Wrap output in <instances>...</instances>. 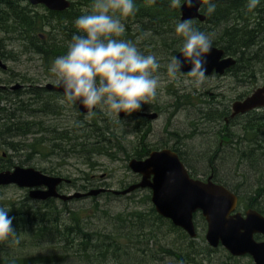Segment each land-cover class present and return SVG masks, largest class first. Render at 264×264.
I'll return each instance as SVG.
<instances>
[{
	"label": "trees",
	"instance_id": "1",
	"mask_svg": "<svg viewBox=\"0 0 264 264\" xmlns=\"http://www.w3.org/2000/svg\"><path fill=\"white\" fill-rule=\"evenodd\" d=\"M71 1L73 7L64 12L45 10L44 14H40L30 5L21 6L23 2L21 0H0L1 57L6 59L8 55L11 60H16L14 53L37 55L43 67L49 71L57 57L67 54L73 35L81 34L75 26V20L81 15L88 14L94 3V0ZM183 1L181 0V4ZM134 3L137 8L135 15L120 17L125 25V33L117 39L133 42L138 37L152 33L159 37L160 45L172 50V56H175L184 43V37L175 32L177 23L181 22L180 7L172 8L171 0H134ZM209 3L216 5L214 13H208ZM209 3L202 7L206 21L204 23L194 21V27L198 31L212 34V45L223 49L225 55L236 58L237 66L234 74L241 79L242 83H247L248 86L256 84V74L260 72L264 75V0H260L258 6L251 11L247 6L248 0ZM222 24H224L223 28H221ZM11 45L16 46V49H11ZM15 78H21L23 83L29 82L20 75H15ZM25 96H29L28 101L24 99ZM30 96L33 103L39 106L38 110L30 108L32 106ZM55 98L57 97L46 89L36 86H25V89L14 93L0 91V148L4 145L7 150H26L30 159L33 154L49 155L42 150L43 144L48 142L45 148L49 150L50 156L52 154L61 156V152L65 154L63 157L81 156L84 164H87L90 169L97 165L93 159L98 156L114 158L117 152L122 151L125 157H131L126 149L121 150V140L125 138L123 130H118V126L111 125L107 119H98L96 115H91L92 121L89 123L83 115L78 113L81 120L73 128L74 135L71 136L72 132L69 130L63 132L57 129L47 130L42 127L44 122H32L25 115L26 112L37 111L44 113V116L58 115L62 107L58 103H52ZM185 98L186 96H179V100L183 102ZM3 102L7 105H3ZM73 106L76 109L74 104ZM146 107H142L141 110ZM207 118L206 120L210 121L209 115ZM146 127L145 123L141 124V127L138 124L135 125L136 134L143 132L138 135L142 139L148 136L150 129ZM241 127L242 137L253 139L251 142L255 144L257 152H261L259 157H262L264 161V140L253 138L255 134H252L262 127L261 122L255 124L252 120H246L242 121ZM77 131H81V134L77 133L80 134L79 137L75 133ZM42 132L53 135L49 139L40 138L29 144L24 143L28 136ZM223 138L228 140L227 136ZM138 148V146L135 147L133 157L141 160L144 156ZM257 148L263 151H258ZM70 149L77 150V155L68 153ZM114 149L117 152L113 151ZM252 157L259 158L258 155ZM241 159L244 160L243 157ZM247 161L250 162V159ZM253 164L254 162L250 165ZM12 167L14 165L9 163L0 166V171L9 170ZM82 174L83 178L79 179L82 182L79 189L89 191L90 187L94 186L93 178L88 173ZM56 176H62V174L57 173ZM137 178L139 177L135 176L128 186L137 183ZM213 179L223 182L217 174ZM240 181L234 186L227 182H223L225 184L222 185L239 196L241 206L253 207L264 214V178L257 180L258 183L254 189L246 194L242 193L243 185ZM121 187L124 189L127 185L122 184ZM104 195L108 198L130 196H115L112 192ZM146 199L150 202L151 194L147 195ZM56 202V199L44 202L33 201L29 194L19 202H0V207L8 209L9 216L14 218L13 227L16 230V236L7 240L14 241L29 232L36 240L45 239L51 247H55V252L46 256L17 257L4 254L0 256V264H154L152 261L157 264V259L163 258L159 256V253L173 257L181 264H190L193 263L194 255L199 254L192 241L185 253H177L164 246H160L158 250L150 247V242L156 239L162 226H166L169 232L181 235L183 238L189 237L169 220L159 216L153 204L147 212L133 211L126 215L111 216L110 226L101 230L89 224L90 216H82L80 211L69 210L67 203L63 201L61 203L63 208H60ZM95 210L99 213L100 206L96 205ZM101 212L110 216L107 211L101 210ZM256 239L262 238L257 236ZM7 240L0 241V249L4 247ZM141 251L144 253L150 251V255H141L139 253ZM211 252L214 253L217 250L205 247L203 254L208 255L207 261H211ZM228 259L236 260L230 255Z\"/></svg>",
	"mask_w": 264,
	"mask_h": 264
},
{
	"label": "rangeland",
	"instance_id": "2",
	"mask_svg": "<svg viewBox=\"0 0 264 264\" xmlns=\"http://www.w3.org/2000/svg\"><path fill=\"white\" fill-rule=\"evenodd\" d=\"M27 5L30 4L24 1L21 3V6L23 7H27ZM32 8H34V10L40 14H44L45 10H47L46 8L40 6ZM223 25L224 24H222L221 28H223ZM147 34L149 35L138 37L132 42L143 55L156 56L160 64V68L157 70V73H155L160 77L157 94L156 97L149 102L150 106H152V104L155 105L160 112L153 111L158 113L159 116L155 121H152L150 125H146V128L151 130L147 138V143L150 144V146L154 149H169V147L175 141L174 139L183 140L184 148L182 149L188 150V153L192 154V156H187V158H185L186 160L183 162L186 168L191 172V174L195 176V178L205 177V175L207 176L210 174V171L213 172L215 170L217 172L218 178L222 179V181L225 183L227 182L229 185L234 186L241 180L240 183L243 185L241 189L242 193H248L254 189L256 183H258L257 180L264 178V161L262 157H259V153L261 152H257L255 144L251 142V140H253L252 138H246L244 136L245 139H243L244 137H242L243 135L241 127L242 122L240 123L239 129L232 128L234 130H231V134L234 133L239 141L243 139L241 143H237L236 151H233L234 146L229 145L226 147L223 146L225 153L219 152V146L222 137L220 138V129L218 130L219 127H217V125L218 122L221 125H224V122L216 119L217 114L220 113V109L218 110V107L211 106L204 108L202 102H219L221 106L225 105L227 107H231L236 98L238 100L240 96L242 99L250 96V94L258 87H256L257 84L261 83L259 86H263L264 75L258 72L259 69L257 67V81L256 84L251 86H248L247 83H242L240 78L233 77L229 78V80L207 78L205 83H203L200 87H196L191 83L193 79L191 77L179 76L178 79L173 80L167 75V65L170 63L171 58L173 57L172 50L161 46V41L158 36L152 33ZM10 48L16 49V46L11 45ZM176 49L179 50L177 46ZM14 55L16 60H11L8 58V55H6L7 57L4 59L5 64L9 68L8 71L10 72L8 73L0 70V83L1 85L6 86L7 89L12 88L13 92H15L23 88L25 89V86L45 88L48 84L54 85L57 83L56 75L51 71V69L47 71L46 68L43 67L39 56L28 53L22 55L19 53H14ZM15 75H20V77L27 79L26 81L29 82L23 83L21 78H15ZM186 80L188 81L187 83L185 82ZM234 80L239 82L236 91L231 90ZM18 86L21 88L16 89ZM202 94L204 95L202 96ZM179 96H186L185 101L183 102V100H179ZM28 97L29 96H25L24 99L28 101ZM30 100L32 105L30 108L33 110H38L39 106L33 103L31 96ZM64 101V103H61V100L58 98H55L52 101L53 104L60 102L58 103L60 106H62V113L60 115L51 114L44 116V113L39 111L31 113L26 112L25 115H27L29 117L28 119L32 122H44L42 127L47 130L57 129L60 132L69 130L72 132L70 133L71 136H73V128L76 124L80 123L81 119L79 118L78 112L72 109L70 102L67 100ZM177 102L179 109H177L174 104ZM188 103L190 104L187 105ZM2 104L7 105L4 102ZM145 105H148V103ZM14 107L16 108V105ZM97 109L98 113L96 114V117L98 119H107L111 125L118 126V130H123V135L125 138H122L121 140V150H129L128 152L131 154L132 146L130 147V145L133 144V147H136L138 145L137 139L140 138L138 135L143 134V132L136 134L132 125L126 126V124L121 122L120 119L118 121L114 114L109 116L99 107H97ZM198 109H203L206 117L209 115L210 119L216 120H214L212 123L211 120L207 121L204 126L198 125L199 127L197 130L203 129L206 132L205 136L196 135L195 137L191 138L192 133H194V135L196 134V130L193 129L194 126H192V124L201 122L203 119L200 117V114L197 113ZM85 120L89 123L92 121L90 116H86ZM80 132L81 131H77L75 133L77 134ZM174 133L175 135H172ZM80 134H77V136L79 137ZM52 135L53 134H47L45 132L34 134L32 136H28L24 143L29 144L35 139L40 138L49 139ZM19 139H16V141H19ZM229 139L230 138L228 137L227 141H229ZM47 143L48 142H45L43 144L42 150L45 152V154L49 153V155L42 156L41 154H33L30 159H28V152L26 150H7L6 146L2 145L0 148V166L12 163L14 167L22 166L26 168H35L37 170L49 171L53 176H56L57 173L62 174V177L70 180V182L72 181L71 185H66V188L62 189V193L64 195L87 193L79 189V186L82 183L79 181V179L83 178L82 173H88L90 176H92L94 186L90 187L91 190L104 188L113 192L123 190L121 189L122 184L129 187L128 184H131L135 176H137L129 169V160L126 159L122 151L117 152V150L114 149L113 151L117 152V155L114 158H109L106 156L95 157L93 160L97 162V165L90 169L87 164H84V159L81 156L63 157L65 156L63 152H61V156H58V154L56 156L52 153V156H50L49 150L45 148ZM111 151L112 150H110V152ZM258 151H263V149H258ZM68 153L77 155L78 152L77 150L72 151L70 149L68 150ZM215 153L218 156H216ZM254 155H258L259 158L254 159L252 157ZM242 157L244 160L241 159ZM247 159H250V162H248ZM253 162L254 164L251 166L250 164ZM12 169L13 167L9 170ZM136 180L139 182L140 177ZM213 181L220 185L225 184L215 179H213ZM27 194H29L28 190L20 189L15 186L3 187L0 189V202H19L24 200ZM104 194H101L98 197L74 199L72 201L66 202L67 208L73 211H80L82 216H90V219H88L89 224L103 230L108 228L112 223L111 216H116L117 214L126 215L133 211L147 212L152 206V202H149L146 199V196L151 194L147 189L138 190L132 193L130 196H127L128 198H108ZM56 203L60 206V208H63L61 204L62 201L57 200ZM96 205L100 206L99 213L95 212ZM101 210L107 211L110 216L104 215ZM194 219L198 233L196 239H191L189 237L183 238L181 235L169 232L166 226H162L156 239H152L150 242V247L153 250H158L160 246H164L165 248H171L175 250L177 253H185L186 248L190 245V241H192L195 243L199 254L194 255V257L192 255L193 263L190 264H253L250 257H233L222 246L217 249L212 248L217 250V252H211V261H207V259H209L208 255L203 254L205 247H209L205 239L207 224L203 216L200 214H196ZM53 252H55V247H51V245L47 243V240L44 239L38 241L33 235L29 234V232H26L19 239H15L14 241L7 240V243L4 244V247L0 249V256L9 254L17 257H37L46 256ZM139 253L146 256L150 255V251L149 253H144L142 251ZM228 255L235 258L236 260H229ZM159 256H163V258H161V260L157 259V264H181L173 257L168 255H160L159 253ZM152 262L156 264L154 261Z\"/></svg>",
	"mask_w": 264,
	"mask_h": 264
},
{
	"label": "water",
	"instance_id": "3",
	"mask_svg": "<svg viewBox=\"0 0 264 264\" xmlns=\"http://www.w3.org/2000/svg\"><path fill=\"white\" fill-rule=\"evenodd\" d=\"M24 1L34 6L44 5L53 12H64L71 7L69 0ZM218 1L226 0H200L194 7H188L184 0L180 7L181 21L192 18L198 19L201 23L205 22L206 16L201 12L202 6L208 2ZM180 55L181 51L176 54L177 57ZM224 55L223 49L211 46V51L205 54L207 76L214 72L223 75L236 64L235 58H224ZM190 67L189 64H185L182 71L187 72ZM0 69H8L1 56ZM46 89H54L61 93L64 91L58 84H49ZM76 105L81 114H87L88 110L81 101H77ZM263 106L264 88H261L246 99L235 102L233 112L234 115L245 114ZM124 116L123 111L119 113L120 119ZM138 116H146L152 121L158 118L157 113H139ZM128 167L132 173L140 176V181L114 192L100 188L87 193L64 195L58 192V187L63 182L69 183V180L44 174L35 168L21 166L0 171V187L15 186L28 190L30 199L40 202L52 198L66 202L98 197L107 191L115 196H127L137 190L147 189L151 192V202L156 212L169 219L174 226L183 229L191 239L198 236L193 219L196 213H200L207 223L205 239L210 248H218L221 245L234 257L249 256L253 264H264V240L256 239L257 236L264 238V216L256 210H248L244 216L241 213H234L238 197L225 187L214 184L211 181L212 177H209L207 182L192 178L178 154L169 149L153 151L144 160L132 159Z\"/></svg>",
	"mask_w": 264,
	"mask_h": 264
},
{
	"label": "clouds",
	"instance_id": "4",
	"mask_svg": "<svg viewBox=\"0 0 264 264\" xmlns=\"http://www.w3.org/2000/svg\"><path fill=\"white\" fill-rule=\"evenodd\" d=\"M199 2L186 0V5L194 7ZM259 2L248 0V9L254 10ZM170 6L182 7L181 0H171ZM215 9L209 3L208 13ZM136 11L134 0H94L90 12L75 20L81 34L73 35L67 54L53 63L51 71L64 89L65 100L81 101L88 116L99 107L119 121L120 112L131 115L156 97L160 83L155 74L160 68L156 56L143 55L131 41L117 39L125 33L120 17L133 16ZM175 32L184 37L182 58H171L167 75L173 80L191 77V83L200 87L207 79L205 54L211 51L212 34L198 31L192 18L177 23ZM185 64L191 66L187 72L182 71ZM13 220L9 210L0 207V241L16 236Z\"/></svg>",
	"mask_w": 264,
	"mask_h": 264
},
{
	"label": "flooded vegetation",
	"instance_id": "5",
	"mask_svg": "<svg viewBox=\"0 0 264 264\" xmlns=\"http://www.w3.org/2000/svg\"><path fill=\"white\" fill-rule=\"evenodd\" d=\"M194 21H199V20L198 19H195ZM226 57H230V56L224 55V58H226ZM236 66H237V61H236V64L233 67L230 68L231 70L230 69H227L223 75H219V74H216L214 72L210 76H207V78H209V79L210 78H213V79L217 78V79H226V80H229V78H231V77L237 78L236 75L234 74V71H235ZM0 70L3 71V72H8V73L10 72V71H8L9 68L7 70H2V69H0ZM0 82H1V80H0ZM233 82L234 83H233V86H231V88H232L231 90L236 91L237 88H238V85H239L238 83L239 82L237 80H234ZM54 85H57V83L54 84ZM259 85H261V83L256 85V87L257 86L258 87L252 93H254L258 89L264 88V85L263 86H259ZM44 89H46V87ZM2 90L5 91V92L6 91H9L11 93H14L13 90H12V88L7 89L6 86L1 85V83H0V91H2ZM46 90L49 91L52 95H55L58 99L65 100L63 93H61V92H59L57 90H54V89H52V90L46 89ZM203 95L204 94H202V96ZM247 97H249V96H247ZM246 98H244V99H246ZM244 99H242L241 96H240L238 100H237V98L235 99L234 103L237 102V101H242ZM58 103H60V102H58ZM73 104L75 105L76 109L74 108ZM174 104H175L176 108L179 109L178 102L177 103H174ZM189 104L190 103H188L187 105H189ZM58 105L60 106V104H58ZM70 105L72 106V109L76 110L80 115H83V114H81L78 111L76 102L72 101V102H70ZM202 105L204 106V108H207V106L208 107L211 106V107H218V110L220 109V113L217 114V119H219L222 122H224V125L223 124L221 125L219 122H218V125H217V127H219L218 130L220 129L219 130L220 131L219 134H221L220 135V138L222 137V140H221V143H220V146H219L220 147L219 152L225 153V149H223V146L226 147V146H229V145H233L234 146L233 151L234 152L236 151V145H237V143H241L242 140L239 141L238 138L236 137V135L234 133L231 134V130L239 129L240 123L242 121L252 120V123H255V124L260 121L261 124H262V127L257 130L258 132H253L252 134H255V136H253V138L263 139L264 140V106L263 107L256 108V109H254V110H252L250 112H247L245 114H239L237 116L232 117V114H233V112H232L233 111V105L231 107L230 106L227 107L225 105H222L221 106V104L219 102L218 103L217 102H209L208 103V101L202 102ZM145 106H147L146 109L133 112L131 115L125 113L124 118L123 119H120L119 118V119L121 120V122H123L124 124H126V126L132 125L134 128H135V125L136 124H138L139 127H141V124H144V123H145V125H150L151 122H152V120L148 119L146 116H143V117L138 116L139 113H147V114L149 113L150 114V113H155L153 111H157V112H160V111L156 108L155 105L152 104V106H150L149 103H148V105L143 104L141 106V108L142 107H145ZM60 107H62V106H60ZM193 108H194V106H193ZM97 110L98 109L96 108L95 109V112H93L92 116H95L98 113ZM61 113H62V110H61V112L58 115H60ZM197 113H199L200 114V117H202L203 119H202L201 122H197V123L192 124V126H194L193 129L196 130V134L194 135V133H192L191 134V138L195 137L196 135H204V136L206 135V132L203 129L197 130V128L199 127L198 125L204 126L207 123L208 120H206V119H208V118L205 116L206 114L203 111V109H198L197 110ZM83 116L86 117L88 115H83ZM158 116H159V114H158ZM209 120H211V123H212L216 119H209ZM232 128H234V129H232ZM150 132H151V130H149L148 135L150 134ZM172 135H175V133L172 134ZM224 136H228L230 138L229 141H227L225 138H223ZM147 138H148V136H147ZM147 138L146 139H142V138L137 139L136 138L138 140V143H137L138 144L137 146L139 147L138 148V151L140 150L141 153L143 152V154H142L144 156L143 159H146L150 155V153L153 152V151L164 150V149H161V148L154 149L153 147H151L150 144L147 143ZM182 139H184V138H182ZM174 140L175 141L169 147V150L177 153L178 156L180 157L181 161L186 160L185 158H187V156H192V154H189L188 153V150L182 149V148H184V146H183V140H180V139L179 140L174 139ZM131 146H132V153L130 154L128 152L129 150H127V152L131 155V157L130 158H127L126 157V159L129 160V161L132 160V159H137L136 157H133V151H134L135 147H133V144L130 145V147ZM216 156H218V155L216 154ZM15 167H13V168H15ZM39 171H41L44 174L53 176V175H51V173L48 174L49 171H45V170H39ZM189 173H190L191 177L195 178V176L192 175L190 171H189ZM215 174H217L216 171H213V172L210 171V174L209 175H207V176L205 175V177L195 178V179H199V180L205 181V180H208L209 177H212V180H213V177L215 176ZM59 177H62V176H59ZM71 184H72V181L70 183L63 182L58 187V192L61 193V194H63L62 193V189L66 188V185H71ZM85 192H88V191H85ZM231 192L238 197V204H237V208H236V210H235L234 213H241L244 216L248 210H256L257 212H259L257 209H255L253 207L241 206L239 204V196L236 193H234L233 191H231ZM52 199H56V198H52ZM56 200H59V199H56ZM260 214L264 216V214H262V213H260ZM258 237H260V236H258ZM261 238L262 239L260 241L264 240L263 237H261Z\"/></svg>",
	"mask_w": 264,
	"mask_h": 264
},
{
	"label": "bare ground",
	"instance_id": "6",
	"mask_svg": "<svg viewBox=\"0 0 264 264\" xmlns=\"http://www.w3.org/2000/svg\"><path fill=\"white\" fill-rule=\"evenodd\" d=\"M69 1H71V0H69ZM71 3H72V1H71ZM32 7H44V8H46L47 10H48V8L46 7V6H42V5H39V6H34V5H32L31 3H29ZM72 6V5H71ZM73 7V6H72ZM71 7V8H72ZM213 46V45H212ZM213 47H215V46H213ZM1 56V55H0ZM2 58V57H1ZM3 59V58H2ZM3 61H4V59H3ZM237 61V60H236ZM231 70V69H230ZM21 87H19L18 86V88L17 89H20ZM95 112V111H94ZM233 112V111H232ZM237 115H239V114H236V115H234V112H233V114H232V117H234V116H237ZM260 145V144H259ZM142 160V159H141ZM183 162V161H182ZM183 164H184V162H183ZM185 165V164H184ZM186 167V166H185ZM67 180V179H66ZM70 181V180H69ZM214 184H217V183H215L213 180H211ZM205 182H207V181H205ZM70 183V182H69ZM217 185H220V184H217ZM221 186H223V185H221ZM223 187H225V186H223ZM226 188V187H225ZM227 190H229L228 188H226ZM230 191V190H229ZM231 192V191H230ZM87 198H91V197H87ZM81 199H84V198H81ZM74 200V199H73ZM70 201H72V200H70ZM66 202H69V201H66ZM197 214V213H196ZM195 214V215H196ZM159 215V214H158ZM195 215H194V218H195ZM160 216V215H159ZM162 217V216H161ZM162 218H164V217H162ZM164 219H166V218H164ZM166 220H169V219H166ZM194 220V224H195V219H193ZM170 221V220H169ZM171 222V221H170ZM172 223V222H171ZM173 224V223H172ZM176 227V226H175ZM177 228H179V227H177ZM195 228H196V225H195ZM179 229H181V228H179ZM181 230H183V229H181ZM184 231V230H183ZM196 231H197V229H196ZM185 232V231H184ZM186 233V232H185ZM221 246V245H220ZM219 246V247H220ZM218 247V248H219ZM214 249H217V248H214ZM234 257V256H233ZM245 257V256H244ZM249 257V256H248ZM236 258H241V257H236Z\"/></svg>",
	"mask_w": 264,
	"mask_h": 264
}]
</instances>
